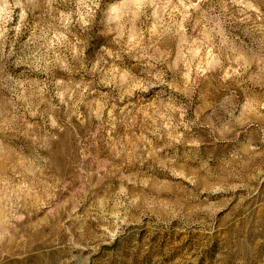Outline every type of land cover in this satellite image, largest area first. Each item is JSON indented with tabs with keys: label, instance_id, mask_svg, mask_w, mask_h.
Returning <instances> with one entry per match:
<instances>
[{
	"label": "rangeland",
	"instance_id": "374dc122",
	"mask_svg": "<svg viewBox=\"0 0 264 264\" xmlns=\"http://www.w3.org/2000/svg\"><path fill=\"white\" fill-rule=\"evenodd\" d=\"M0 264H264V0H0Z\"/></svg>",
	"mask_w": 264,
	"mask_h": 264
},
{
	"label": "clouds",
	"instance_id": "9594fccd",
	"mask_svg": "<svg viewBox=\"0 0 264 264\" xmlns=\"http://www.w3.org/2000/svg\"><path fill=\"white\" fill-rule=\"evenodd\" d=\"M19 5H17L18 7ZM125 5H116V4H109L108 7L105 9V16L107 23L109 25L111 24H119V22L122 20L124 16H128L129 12H122L121 15H116L118 8H124ZM130 8H138V4L129 5ZM134 14V13H133ZM23 16V13H22ZM81 20L85 25H87L90 21L85 20L83 17H81ZM112 29H110L111 31Z\"/></svg>",
	"mask_w": 264,
	"mask_h": 264
}]
</instances>
